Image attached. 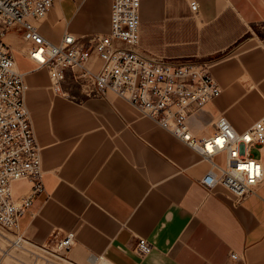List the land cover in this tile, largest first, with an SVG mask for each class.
I'll use <instances>...</instances> for the list:
<instances>
[{"label":"crops","instance_id":"1","mask_svg":"<svg viewBox=\"0 0 264 264\" xmlns=\"http://www.w3.org/2000/svg\"><path fill=\"white\" fill-rule=\"evenodd\" d=\"M189 1L141 0L139 49L207 62L220 93L187 118L194 137L211 135L218 116L243 131L264 115V0H196L195 13ZM109 4L57 0L34 23L52 42L106 34ZM3 39L41 147L44 190L19 220L29 240L74 230V264H264V181L240 202L221 184L205 189L211 164L182 139L112 92L87 95L69 77L55 88L26 56L20 25ZM29 185L16 181L14 193ZM138 237L154 246L144 256L132 250Z\"/></svg>","mask_w":264,"mask_h":264},{"label":"built area","instance_id":"2","mask_svg":"<svg viewBox=\"0 0 264 264\" xmlns=\"http://www.w3.org/2000/svg\"><path fill=\"white\" fill-rule=\"evenodd\" d=\"M57 0H0V264H74L68 256L74 230L52 231L43 243L29 240L19 220L34 198L44 190L41 147L36 140L25 103L26 84L16 60L4 41L15 25L22 28L26 56L45 68L55 88L69 77L87 95L107 92L129 101L141 114L155 120L209 160L211 167L200 179L209 190L221 184L236 202L256 193L264 181V115L243 131H237L225 116L213 121L211 135L196 138L187 118L220 93L207 62L157 59L139 49L141 0H110L106 34L74 36L65 32L58 42L47 39L35 25ZM192 13L196 0L189 1ZM101 60L97 70L90 61ZM211 147V150H209ZM223 153V163L213 156ZM30 182L16 195L14 183ZM154 248L138 237L132 250L144 256ZM231 258H238L234 252Z\"/></svg>","mask_w":264,"mask_h":264},{"label":"rangeland","instance_id":"3","mask_svg":"<svg viewBox=\"0 0 264 264\" xmlns=\"http://www.w3.org/2000/svg\"><path fill=\"white\" fill-rule=\"evenodd\" d=\"M24 43H25V42H22L23 45H24ZM16 65H17V63H16ZM17 67H18V65H17ZM27 67H28V66H27ZM251 153H252L254 156L264 158V153H262V152L260 153V152L257 151L255 148L252 149ZM217 160H218L219 163H221V164L223 163L222 157H217Z\"/></svg>","mask_w":264,"mask_h":264},{"label":"snow or ice","instance_id":"4","mask_svg":"<svg viewBox=\"0 0 264 264\" xmlns=\"http://www.w3.org/2000/svg\"><path fill=\"white\" fill-rule=\"evenodd\" d=\"M209 150H211V147H209Z\"/></svg>","mask_w":264,"mask_h":264}]
</instances>
